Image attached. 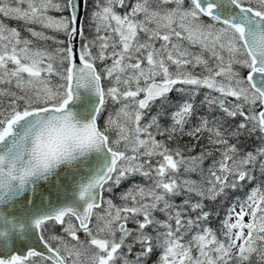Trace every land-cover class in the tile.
Wrapping results in <instances>:
<instances>
[{
    "label": "snow or ice",
    "instance_id": "snow-or-ice-1",
    "mask_svg": "<svg viewBox=\"0 0 264 264\" xmlns=\"http://www.w3.org/2000/svg\"><path fill=\"white\" fill-rule=\"evenodd\" d=\"M0 264H264V0H0Z\"/></svg>",
    "mask_w": 264,
    "mask_h": 264
},
{
    "label": "trees",
    "instance_id": "trees-1",
    "mask_svg": "<svg viewBox=\"0 0 264 264\" xmlns=\"http://www.w3.org/2000/svg\"><path fill=\"white\" fill-rule=\"evenodd\" d=\"M49 44H51V42H49ZM245 191H247V189H246ZM237 195H239V196L242 197V196L244 195V193H243V192H241V193H237ZM221 215H223V213H221ZM212 226H213V227H216V221H215V220L213 221Z\"/></svg>",
    "mask_w": 264,
    "mask_h": 264
},
{
    "label": "rangeland",
    "instance_id": "rangeland-1",
    "mask_svg": "<svg viewBox=\"0 0 264 264\" xmlns=\"http://www.w3.org/2000/svg\"><path fill=\"white\" fill-rule=\"evenodd\" d=\"M88 11H90V8L88 9ZM8 23H10L12 26H18L17 25V22H15V21H10V22H8ZM26 34V33H25ZM51 34V33H50ZM109 110H111V105H109ZM193 178H195V177H193Z\"/></svg>",
    "mask_w": 264,
    "mask_h": 264
}]
</instances>
